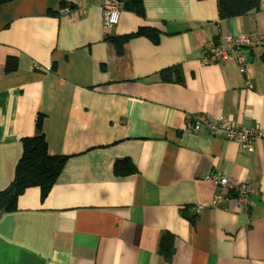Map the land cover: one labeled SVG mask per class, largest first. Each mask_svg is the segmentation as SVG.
<instances>
[{
  "label": "crops",
  "instance_id": "crops-1",
  "mask_svg": "<svg viewBox=\"0 0 264 264\" xmlns=\"http://www.w3.org/2000/svg\"><path fill=\"white\" fill-rule=\"evenodd\" d=\"M124 1L108 28L103 0L0 6V190L39 115L48 152L67 156L45 197L29 187L0 214V264H264V0L227 19L217 0H141L143 15ZM139 27L157 41L133 37L118 53L107 38ZM227 34L256 38L204 65L205 46ZM198 114L261 136L248 151L193 132ZM120 158L135 171L114 174ZM211 174L247 184V202ZM163 232L169 262L157 252Z\"/></svg>",
  "mask_w": 264,
  "mask_h": 264
},
{
  "label": "trees",
  "instance_id": "trees-1",
  "mask_svg": "<svg viewBox=\"0 0 264 264\" xmlns=\"http://www.w3.org/2000/svg\"><path fill=\"white\" fill-rule=\"evenodd\" d=\"M8 1L10 0H0V6ZM125 5H129L136 13L143 15L141 0H125ZM217 6L220 19H227L237 15H245L257 9L259 0H217ZM158 35V31L154 28L139 27L133 33L107 38L113 42L116 51L121 53L124 42L133 37L143 36L156 42ZM178 71L177 68L163 71L164 80L173 82L172 76ZM21 143L22 153L15 165L13 180L7 188L0 190V214L15 211L18 196L29 187H39L41 197H45L56 182L67 159V156L51 155L48 152V144L42 130L40 115L35 121L34 135L22 138ZM113 171L114 174L123 176L133 173L135 169L130 159L120 158L115 160ZM173 251L172 235L163 232L158 241V254L169 262Z\"/></svg>",
  "mask_w": 264,
  "mask_h": 264
},
{
  "label": "built area",
  "instance_id": "built-area-1",
  "mask_svg": "<svg viewBox=\"0 0 264 264\" xmlns=\"http://www.w3.org/2000/svg\"><path fill=\"white\" fill-rule=\"evenodd\" d=\"M122 7L123 0H103L102 13L104 28L113 26L119 21ZM61 11L65 13L67 9L63 8ZM255 38V36L246 35H223L221 37V43L217 45L209 43L205 46L202 62L204 65H208L228 59L235 47L248 44ZM236 61L240 71L243 72L245 70V63L243 62L241 54L236 57ZM187 128L196 133L204 130L212 136L221 135L227 139L235 140L242 148L248 151L252 150L253 140L261 136V132L258 129H254L250 126L238 125L227 116H220L214 119L203 114H198L192 120L188 121ZM208 179L215 186L219 185L223 190L229 189L236 191L237 199L242 203L247 202V195L250 192L247 184H237L230 181L227 177L217 174H211L208 176ZM215 197L220 199V193H216Z\"/></svg>",
  "mask_w": 264,
  "mask_h": 264
}]
</instances>
